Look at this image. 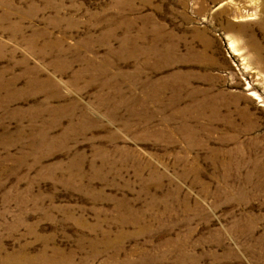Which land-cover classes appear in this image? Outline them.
Wrapping results in <instances>:
<instances>
[{
    "label": "rangeland",
    "instance_id": "obj_1",
    "mask_svg": "<svg viewBox=\"0 0 264 264\" xmlns=\"http://www.w3.org/2000/svg\"><path fill=\"white\" fill-rule=\"evenodd\" d=\"M0 264H264V0H0Z\"/></svg>",
    "mask_w": 264,
    "mask_h": 264
}]
</instances>
